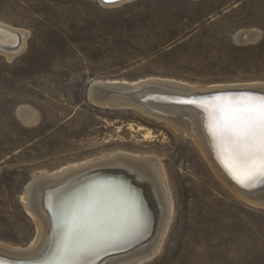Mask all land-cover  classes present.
<instances>
[{"label": "rangeland", "instance_id": "obj_1", "mask_svg": "<svg viewBox=\"0 0 264 264\" xmlns=\"http://www.w3.org/2000/svg\"><path fill=\"white\" fill-rule=\"evenodd\" d=\"M0 22L29 34L18 56L0 55V243L27 249L33 241L12 237H24L27 226L35 236L22 199L36 176L131 153L162 160L177 206L186 201L178 176H190L184 184L195 187L190 202L202 185L203 264H264V206L234 194L194 142L169 125L89 99L97 81L264 85V0H131L110 7L97 0H0ZM243 32L257 39L240 43ZM20 107L37 113L35 124L19 119ZM194 238L196 231L190 260L142 264H194Z\"/></svg>", "mask_w": 264, "mask_h": 264}, {"label": "bare ground", "instance_id": "obj_2", "mask_svg": "<svg viewBox=\"0 0 264 264\" xmlns=\"http://www.w3.org/2000/svg\"><path fill=\"white\" fill-rule=\"evenodd\" d=\"M97 1L102 6L110 7L123 0ZM28 35L23 30L0 22V55L11 61L24 50ZM257 35L255 32H243L237 35V41L249 43L255 41ZM221 90H251L264 95V85L194 87L170 80L146 79L134 83L97 81L90 87L89 99L104 108L136 110L143 116L169 125L194 142L214 176L234 194L250 204L264 206V188L252 192L241 190L258 187L257 182L264 181L257 179L249 182L248 187L239 183L234 178L229 146L213 136L211 131V126L221 116V109L241 96L207 98L204 104H196L199 103L196 96ZM187 100L196 102L181 103ZM17 115L26 125L35 124L38 118L37 113L29 107H20ZM130 154L120 153L102 160L80 163L54 175L36 176L25 189L22 199L32 219L35 236L30 233L29 226L26 227L29 232L24 237L10 231L12 238L19 242L33 241L27 249L0 243V257L11 261L40 258L47 248L53 226L51 249L43 264H96L101 259H104L101 264H142L157 257L167 262L183 263L188 259L186 251L191 249L195 231L198 259L194 264H203L202 185L198 184L197 200L190 202L195 187L184 185L190 176H178L186 194L182 198L186 201L177 206L170 171H167L162 160ZM94 171L100 172L79 178ZM131 177L135 179L134 182ZM56 188L59 189L49 194L53 221L43 197L46 190ZM155 232L157 235L153 241L137 247L153 237ZM123 251L129 252L112 256ZM1 260L0 264H11Z\"/></svg>", "mask_w": 264, "mask_h": 264}, {"label": "snow or ice", "instance_id": "obj_3", "mask_svg": "<svg viewBox=\"0 0 264 264\" xmlns=\"http://www.w3.org/2000/svg\"><path fill=\"white\" fill-rule=\"evenodd\" d=\"M181 103L194 104L187 100ZM213 136L230 148L234 178L245 187L264 180V97L251 95L232 100L211 126Z\"/></svg>", "mask_w": 264, "mask_h": 264}, {"label": "water", "instance_id": "obj_4", "mask_svg": "<svg viewBox=\"0 0 264 264\" xmlns=\"http://www.w3.org/2000/svg\"><path fill=\"white\" fill-rule=\"evenodd\" d=\"M128 1H131V0H123V1L118 2V3L115 4V5H118V4H121V3H125V2H128ZM155 92H157V91H152V93H155ZM163 94H164V93H163ZM167 95H169V94H167ZM246 95L258 96V95H262V94L255 93L254 91L251 92V90H226V91L221 90V91H216V92H210V93L200 94V95L196 96V97L198 98V99H196V100L199 101V103H196V104H202V103L204 104V101H206L207 98H220V97L246 96ZM171 96H172V95H171ZM195 102H196V101H195ZM97 172H100V171H94V172H92V173H87V174H85L84 176L79 177V178L81 179V178H84V177L90 176V175H92V174H95V173H97ZM118 172H123V171L118 170ZM131 179H132V182L135 181L134 178L131 177ZM74 180H77V178L74 179ZM74 180H73V181H74ZM263 181H264V180H263ZM260 182H261V183H260ZM68 183H70V182H68ZM68 183H67V184H68ZM257 183H259L258 187H253V188L248 189V190L241 188V190H243V191H245V192L258 191V190H260L261 187L264 185V182L262 183V181H258ZM253 185H254V184H253ZM57 189H59V188H56V189H48V190H46V192H45V194H44V197H43V199L45 200V206H46V208H47V211L51 214V219H52L53 221H54V216H53V214H52V210H50V206H49V194H50L52 191L57 190ZM52 233H53V226H51L50 236H49V243H48V245H47V248H46L44 254H43L40 258H38V259H36V260H32V261H11V260H5L4 258H1V257H0V260L2 259L1 261L7 262V263H11V264H43V263L45 262V258L47 257L46 254H48V250L51 249ZM151 239H152V237L149 238L148 240H151ZM148 240L145 241L144 243H141V244L138 245L137 247H139V246L145 244L146 242H148ZM131 251H132V250H131ZM127 252H129V251H123V252H120V253H115V254H112V256H113V255L116 256V255L124 254V253H127ZM108 256H110V255H108ZM108 256H107V257H108ZM105 258H106V257H105Z\"/></svg>", "mask_w": 264, "mask_h": 264}]
</instances>
